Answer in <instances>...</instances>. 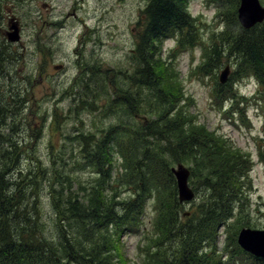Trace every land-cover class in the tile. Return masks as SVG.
<instances>
[{
  "label": "trees",
  "instance_id": "16d2710c",
  "mask_svg": "<svg viewBox=\"0 0 264 264\" xmlns=\"http://www.w3.org/2000/svg\"><path fill=\"white\" fill-rule=\"evenodd\" d=\"M7 1L0 0V27L9 10ZM187 1L147 0L129 56L134 67L128 80L136 88V102L129 93L123 96L124 102L111 107L114 111L130 105L133 123L129 126L126 118L127 130L120 134L109 127L98 139L78 135L80 161L75 160L69 169L62 166L40 173L35 185L32 175H16L24 152L12 141L0 142V264H239L241 260L240 264H264V259L244 253L232 234L226 239L230 243L219 248V230L231 224L237 213H246V160L234 145L208 131L189 112L182 84L159 48L170 37L177 38V45H198L190 34L193 20L185 10ZM207 2L213 5L214 15H221L223 0ZM252 30L237 24L232 34L220 39L221 48H202L200 65L232 58L240 74L256 82L259 107L264 109V39L254 37ZM16 57L18 53L1 33L0 75L7 74L6 59L11 65ZM201 72L198 67L197 73ZM230 83L215 85L216 102L221 98L245 101L235 96ZM143 88L148 91L144 128L133 119L141 114L137 103L142 101ZM30 95L16 94L15 99L21 96L23 104ZM14 104L10 92L0 100V138L17 129L12 122ZM86 109L110 113L102 107ZM36 127L39 131L38 123ZM259 156L264 165V148ZM171 160L190 162V178L203 189L200 202L188 215L177 199ZM83 168L96 178L83 181L73 174ZM35 169L37 175L40 167ZM40 189L47 190V208L41 203ZM123 191L128 193L126 198L121 196ZM150 202L155 217L147 226L144 213ZM125 236L142 238L137 247L140 262L127 256Z\"/></svg>",
  "mask_w": 264,
  "mask_h": 264
},
{
  "label": "rangeland",
  "instance_id": "374dc122",
  "mask_svg": "<svg viewBox=\"0 0 264 264\" xmlns=\"http://www.w3.org/2000/svg\"><path fill=\"white\" fill-rule=\"evenodd\" d=\"M259 2L264 6V0ZM7 5L9 10L5 9L7 13L2 19L0 34L7 30L8 21L14 18L20 27V41L7 42L18 57L10 62L11 65L7 59L5 61L7 74L0 75V100L9 92L12 94L16 103L12 106L16 107L12 122L17 129L12 130V135L7 138H0V142L12 141L24 152L15 172L21 178L32 175L35 185L41 180L40 173L52 172L62 166L69 169L75 160L80 161L82 139L77 138L78 135L103 138L104 129L111 127L121 134L133 123L129 119L130 105L125 104L114 111L111 107L124 102L123 96L129 93L132 101L135 100L133 103L136 102V88H132L128 80L134 67L129 56L135 47L147 0H10ZM236 5L238 8L239 0H223V12L214 15V7L207 0H188L185 10L193 20L192 24L189 21L190 34L195 36L198 46L188 50L192 44L183 41L184 45L176 46L177 38L174 37L164 40L159 47L182 84L180 90L189 101L186 103L189 112L208 131L234 145L246 160V187L249 188L245 190L248 198L246 213H237L231 224L219 230L221 249L230 243L226 239L231 234L236 243L241 228L264 230V165L259 156V149L262 152L264 148V109L252 101L257 96L256 82L250 76L241 75L232 58L223 57L219 61L210 60L209 65H200L202 48L207 51L213 46L221 48L220 39L236 29ZM263 27L253 28L254 37L258 34L264 36ZM57 66L61 69L54 68ZM198 67L202 69L200 74L197 73ZM225 67L229 68L226 87L231 82L235 96L245 101L229 98H221L218 103L215 101V85ZM210 68H214L212 74L206 75ZM25 93H32L25 103L22 104L21 96L15 99L16 94ZM147 95V89L143 88L142 101L137 103L141 114L136 115L148 117L144 112L147 110L144 101ZM99 107L102 111L108 109L109 115H102L100 109H86ZM136 115H133V119L139 122L136 126L144 128ZM4 133L7 134V129ZM172 161H169L171 168H176L177 163ZM178 163L191 171L190 162ZM118 164L120 166V160L117 167ZM36 166L40 167L37 175ZM73 174L83 181L96 178L85 168ZM188 185L195 197L183 205L186 213L191 212L203 196L199 182L192 181L190 176ZM127 194L123 191L122 198ZM39 196L46 207L47 190L40 189ZM153 217L150 202L144 213L147 226L151 225ZM48 231L49 226L45 228V232ZM123 240L127 256L133 262H140L137 247L142 244V238L125 236Z\"/></svg>",
  "mask_w": 264,
  "mask_h": 264
},
{
  "label": "water",
  "instance_id": "95a60500",
  "mask_svg": "<svg viewBox=\"0 0 264 264\" xmlns=\"http://www.w3.org/2000/svg\"><path fill=\"white\" fill-rule=\"evenodd\" d=\"M264 19V8L258 0H239L237 8V20L243 29H250L257 23H261ZM6 40L15 43L20 40V32L18 24L10 19L8 22V30L6 32ZM61 69V66L54 67ZM229 68L225 67L220 73L218 81L225 84L228 80ZM177 189V198L179 203H187L193 200L194 192L188 186L189 171L184 165L177 164L176 168L171 170ZM237 244L242 251L255 257L264 259V230H251L242 228L237 236Z\"/></svg>",
  "mask_w": 264,
  "mask_h": 264
},
{
  "label": "flooded vegetation",
  "instance_id": "af4514ba",
  "mask_svg": "<svg viewBox=\"0 0 264 264\" xmlns=\"http://www.w3.org/2000/svg\"><path fill=\"white\" fill-rule=\"evenodd\" d=\"M262 23H263V22H262ZM262 23H260V24H262ZM257 25L260 26L259 24H257ZM257 25L254 26V27H255V30L258 29V26H257ZM257 37H258V39L261 40V41H263V39H264V36L262 37L261 34H258ZM135 118H136V116H135ZM139 118H140V117H139ZM139 118H138V120H140ZM143 124H144V123H143ZM144 126H145V124H144Z\"/></svg>",
  "mask_w": 264,
  "mask_h": 264
}]
</instances>
